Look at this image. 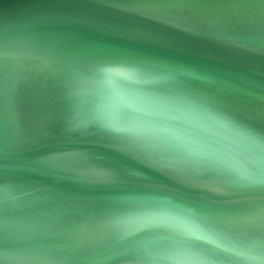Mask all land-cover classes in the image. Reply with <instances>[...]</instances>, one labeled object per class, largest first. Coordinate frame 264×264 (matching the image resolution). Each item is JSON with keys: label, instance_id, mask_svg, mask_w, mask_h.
Wrapping results in <instances>:
<instances>
[{"label": "water", "instance_id": "95a60500", "mask_svg": "<svg viewBox=\"0 0 264 264\" xmlns=\"http://www.w3.org/2000/svg\"><path fill=\"white\" fill-rule=\"evenodd\" d=\"M0 264H264V0H0Z\"/></svg>", "mask_w": 264, "mask_h": 264}]
</instances>
